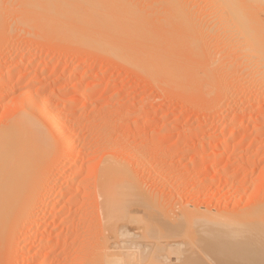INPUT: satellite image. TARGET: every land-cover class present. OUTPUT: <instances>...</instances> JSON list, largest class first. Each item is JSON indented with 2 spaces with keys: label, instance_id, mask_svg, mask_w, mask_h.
I'll return each mask as SVG.
<instances>
[{
  "label": "rangeland",
  "instance_id": "obj_1",
  "mask_svg": "<svg viewBox=\"0 0 264 264\" xmlns=\"http://www.w3.org/2000/svg\"><path fill=\"white\" fill-rule=\"evenodd\" d=\"M1 1L0 3L4 2L3 5L9 2L7 3L9 7L14 3L11 0ZM139 1L136 7L137 5L140 7L141 3L146 4L143 1L141 2V0ZM146 1L150 3L151 0ZM185 1L183 0L182 3H185ZM191 1L187 0V3L183 5L187 9H191L189 12L191 16L195 14L192 18L189 15L187 16L190 17V24L192 19L197 20L196 22L199 23L196 25L193 21L196 26H193L191 31L194 38L198 35L196 39L199 38L198 41H200L199 44L201 45L199 46L190 33L192 39L195 40V42L193 41L195 47L193 48L194 50L190 49L189 46L187 48L186 45H189L187 43L184 45L186 48L183 47L184 51L182 50L181 53L185 52L186 54L184 55L188 58L190 55L192 56L189 58L191 61L189 63L188 58L184 55L177 62L176 65L181 63L184 66L181 69L184 71V73L181 72L183 73L181 76L179 75L180 73L175 72L177 70H173L175 69L174 66H170L173 67L172 69L169 66L168 68L167 64L164 67L163 64L161 65L163 67L159 66L155 71L148 67V69H140L128 62L126 64L124 61L119 60L118 62L115 57L111 59V57H108V51L100 53L101 51L95 52L94 49L91 50L92 48L84 47L86 45L77 43V46L71 40L62 39L60 31L58 28L51 26L52 22L50 20L45 19L40 22L37 21L40 18L36 19V16L32 19L29 14L24 12L20 14L19 12L22 9L17 7L18 4L16 5V2L10 9L5 8V10L2 9L4 6L0 5L1 7L3 6L2 10H0V12L2 11L0 13V96L2 91H7L4 93V98L0 97V123L5 120L6 116H12L13 113L10 112H14L13 115L18 114L16 113L18 110L21 112L20 107L29 110L31 107L29 101L36 97L42 101L41 103H43L44 107H47H45L47 110H51L52 113L54 112L58 115V118L63 119L61 120L63 127H61L64 131V141L67 147L66 149L59 147V149L61 148L59 150L58 146L51 144L54 149L49 146L50 150H53L48 151L50 154L47 152V158L50 160L55 157L52 162L57 159L50 164L51 170L48 169L52 178L56 174L60 176L59 187H56V191L61 189L58 192L67 191L66 193H69L68 195L64 193L67 198L61 196L60 200H56L59 197H50L46 193L48 183L44 185V191L42 190L43 197L38 199L40 200L39 202L38 200L34 201L36 202L33 203L32 209H34H31L33 214L30 211L32 220L30 219L31 221L27 223L28 225L25 224V227L21 226L18 229L20 233L17 231L18 234L16 233L14 237L16 239H14L13 243L10 242V244L5 245L7 248L3 249V252L5 251L4 259L0 260L4 261L0 264H46L45 253L47 250L43 249V241L41 240L42 236L46 234L52 236L51 240L53 241L51 243L57 240L56 237L59 239L58 247H60L56 248L54 254L60 255L56 256L57 260H53L55 263L52 264H88L85 263L88 261L91 264L100 258L102 253L100 250H102L101 247L103 245L102 237L104 239L109 234L108 231H112L104 226L102 206H99L101 202L98 205L101 198L97 194L99 172L103 165L102 160L106 158H113V160L116 158V161H122L120 164L126 165L124 166L125 168H129L126 169L131 172L132 179L135 178L139 186L142 189L144 188L142 190L143 192L145 191L143 195L149 200V205L144 207V210L137 208L138 210L133 209L131 211V214L137 218L139 217L140 220L130 215V213L128 215L129 218H127L128 221L127 219L124 220V223H126L124 226L128 231L126 233L128 236H125L128 238L120 237L119 235L118 240L120 243L118 248L124 249L119 251L127 252L129 249V252H134V255L139 258V264H145L151 256V258L156 257L155 259L160 261L157 264H262V261H259L262 258L252 259L250 255L257 251L256 253H260V256H264V81L261 80V78L264 80V0H261L262 2L260 0H244L246 3H243V0L233 1V5L236 8L234 17H244L245 20L253 21V23L250 22L249 24L251 32L247 36L249 40H246L247 42H243V39L237 35L229 34L230 32L228 33V31L225 32V36L230 35L228 39L227 36H223L224 33H221L225 23H218L217 20L221 17L220 14L224 10L223 3L213 4L214 0H208L212 2L211 4H208V1L205 3L206 0ZM174 3L173 5L171 4L172 7H178V3H175L176 5ZM147 4L143 7H148L149 5ZM186 4L187 6H185ZM138 7L136 11H138ZM153 7L155 6L150 5V8ZM156 7L160 9L161 5L159 7V4H157ZM147 9L150 10L149 7ZM140 10L139 12L146 16L144 13L146 14L147 12ZM154 10L152 9L148 12L152 13L154 11V16L157 13L156 9ZM147 14L148 17L151 15ZM183 14L186 16L188 12H183ZM156 16L160 15L156 14ZM184 16L182 15L184 22H187L189 19H185ZM187 16L186 18H189ZM196 17L197 19H194ZM257 18L262 21H258ZM214 23L217 24L214 25ZM219 24L223 25L222 28ZM198 25H202L201 30L197 28ZM218 25L220 27L219 30ZM223 30L225 31V28ZM216 31L218 32L216 33ZM186 33L189 34V31L187 30ZM209 34H211V37ZM216 34L219 36L215 37ZM203 35H208L204 36L205 38L207 37V40L203 38ZM250 41H252V45L248 46ZM186 49H190L192 53ZM199 52L200 55H198ZM15 56L16 59H14ZM11 57L14 58L12 59ZM192 57H195L194 63H192L194 59ZM40 59L47 60V65L42 63ZM180 60L185 61L187 64L185 62L183 64ZM260 62L262 63L261 65ZM181 64L179 65L182 66ZM54 65L56 67L52 73L50 68ZM259 65L262 66V69ZM191 66H195V71L198 69L196 73L198 76L195 78H192L195 72L191 70ZM75 68L79 72L86 70L85 73L89 72V74L81 77L80 73H78L73 76L72 69ZM165 69L167 71L169 69L173 70L180 78L177 77L176 79L174 76H170V70L166 72ZM190 70L194 73H191ZM40 71L41 73H39ZM23 72L26 75L19 79L18 75H23ZM174 72L171 71V73L175 74ZM203 72H206V76H204ZM91 73L94 74L92 75ZM167 74H169V77ZM191 74L192 76H190ZM258 76H261V78L259 79ZM31 77L40 80L30 83ZM165 77L168 78L165 79ZM52 79L56 80V82L53 83ZM68 79L79 82V87L76 89L78 97L71 103L66 101V97L71 94L72 90L63 89V85L69 81ZM1 84H6L4 86L6 89L2 88ZM20 95H24V99L25 97L27 99H25V102L27 101L28 103H23L24 99ZM11 107L16 109L13 110ZM137 117L139 120L135 122L134 120ZM96 141H99L98 145H96ZM197 142H205L206 144L199 149L197 148ZM84 149L85 151H83ZM59 152L61 155L58 154ZM53 155L56 156L53 157ZM100 159L101 161H99ZM94 175L98 176L95 177ZM136 181L134 182L136 183ZM92 182L97 186L93 187ZM66 186L69 187L66 188ZM77 186L79 187L77 188ZM140 187L137 186L138 190H140ZM91 188L97 189H94V192ZM142 191L140 196L143 197ZM94 193L97 196L96 194L92 196ZM69 197L73 202H70ZM152 198L153 201H151ZM194 202L196 203L194 204ZM68 204L70 205L68 206ZM60 205L66 207L60 208ZM97 207L99 208L96 209ZM196 208L207 213L205 214L206 218L203 216L205 218L203 220L204 224L199 222L203 225H195L198 222H196L197 220L191 221L189 219L191 217L185 218L187 215L193 216V213H196ZM51 211L52 213H49ZM54 211L55 213H53ZM234 212L239 213L236 216L243 215L240 214L243 212H250L255 216L254 222L247 224L245 231L239 235L249 237L246 240L249 248L248 250L243 249V253L247 251L249 255L247 253L243 254L241 252L242 249L240 250L241 257L236 252L234 255L233 253L226 255V245L217 249L218 244L214 243L217 238H210L209 235L211 234L209 233L208 235L207 233V229L212 228L211 230H213V228H216L213 226H217L219 221L222 223L225 217L233 219L235 217ZM45 216H47V219ZM53 217H55V221L52 220ZM98 217L101 218L98 220ZM50 220L51 222H49ZM138 221L142 222L139 224ZM192 223L193 227H191ZM229 223L232 225L231 229L232 227H238V224L232 220ZM207 225L210 227H207ZM211 225L213 226L211 227ZM205 226L207 228H203ZM219 227L221 228L222 226ZM37 228L40 230V232L38 231L39 233L36 232ZM235 228L234 231L237 232V228ZM101 230H103L102 237L100 235ZM211 230L208 231L212 233ZM116 232L118 231L115 230V233L113 231L111 233L116 235ZM132 232L133 234L130 236ZM111 233L105 239L116 240L115 236H113L114 234L111 235ZM121 238H124V240L121 241ZM211 239L215 241L213 240V242ZM112 241L110 242L112 243ZM157 241L161 242H159L161 246L162 241L165 244H163L165 248L163 251L168 248H175L174 250L171 249V255L167 253L169 257L165 254L162 255L165 252L161 253V255H152L153 252L159 251L157 250L158 248L155 249L156 244L159 247V243H156ZM96 244L98 246H95ZM123 244L127 248H124ZM150 244L153 248H151ZM166 244H168L167 247ZM176 244L178 247H175ZM7 245L11 246L8 248ZM118 248L116 249L118 250ZM176 249L180 251H176ZM221 249L223 251H217ZM28 250L31 252L29 253V258L32 253L36 256L34 255L35 257L30 259L28 257V259L24 258V253ZM149 251L151 256H149ZM138 252L142 253L137 254ZM176 253L180 254V256L176 255ZM97 254L99 257H97ZM259 255L256 256L260 257ZM0 256L2 257V254ZM226 256H229L228 259ZM5 258L7 262H5ZM126 259H122L124 261L123 264L126 263ZM96 263L100 264L97 261Z\"/></svg>",
  "mask_w": 264,
  "mask_h": 264
},
{
  "label": "bare ground",
  "instance_id": "obj_2",
  "mask_svg": "<svg viewBox=\"0 0 264 264\" xmlns=\"http://www.w3.org/2000/svg\"><path fill=\"white\" fill-rule=\"evenodd\" d=\"M1 1V0H0ZM9 1V0H7ZM13 1L18 8L21 7L22 11L19 12L20 14L22 12L31 15L32 19L34 18V16H36L37 21H42V20H50L51 26H54L56 28H58V30L60 31V37L63 39H67V40H71L73 41L76 45L77 43L80 45H86L84 47H88L92 48L91 50L94 49V51L96 52H100V53H104V51H108V57H111V59H113L115 57V59H118L120 61H124V63L126 64V62L131 63L132 65L137 66L140 69H152L153 71L157 70L159 68V66L163 65L164 67H166L165 64H167V67L169 66H174L175 69H173L175 72L180 73L179 75H183L184 71H182L181 69H183L182 67H184L181 63L182 66H180L179 64H177V62L179 61V59H181V57H187L185 52L181 53L182 50L186 47H184V45L187 43L189 45H186L187 48L188 46L190 47V49H193L195 47V43H193V41L199 44L200 41L199 38L196 39L192 36V31L193 30V26L195 27L197 24H199L198 22H196L197 20H191V24H190V8H186L184 7L183 4L187 3L185 1V3H182L183 0H177L179 2H175L176 4L178 3V7L180 8V10H178L179 8L173 5V1L176 0H155V2H153L154 0H149V2H147L146 0H141V2L143 1L144 3H148L147 5H149V9L148 7H143L144 5L146 6V4H140V7H138V11H136L137 7L136 4L137 2H140L139 0H11ZM10 1V2H11ZM193 1V0H192ZM191 1V2H192ZM196 1V0H195ZM205 1V0H204ZM208 0L205 1V3ZM212 1V0H211ZM207 2L208 4H211L212 2ZM216 1V2H215ZM233 1L234 0H214V3H223L224 5V10L221 12L222 14H220V18H218L217 22L220 23L222 22L223 24L225 23V26L221 25L220 27L222 28V26L225 28V31L222 29L221 33H224V37L230 36L231 35H237L238 37H241L243 39V42H245L246 40H248V34L249 32H251L250 29V22L253 23V21H248L247 19L245 20L244 17H234V14L236 13V8L233 5ZM261 1V0H260ZM259 1V2H260ZM2 2V1H1ZM6 2V1H5ZM12 2V3H13ZM152 2V3H151ZM202 2V1H201ZM245 1L243 0V3ZM248 2V1H247ZM262 2V1H261ZM4 3V2H3ZM3 3H0V5H3ZM9 3V2H7ZM5 3L2 7L0 6V10H5V8H11V6L14 5V3L9 7L7 4ZM174 3V5H176ZM189 3V2H188ZM246 3V2H245ZM7 4V6H6ZM156 4V5H155ZM157 4H159V7L161 5V10L158 8L157 9ZM172 4V5H171ZM180 4V6H179ZM198 4V3H197ZM252 4V3H251ZM150 5L155 6L153 8H150ZM164 7H163V6ZM190 5V4H188ZM205 5V4H204ZM222 5V4H221ZM187 6V4L185 5ZM15 7V6H14ZM144 9H143V8ZM167 7V8H165ZM176 7V8H175ZM184 7V8H183ZM195 7V6H194ZM2 8V9H1ZM178 8V9H177ZM183 8V9H182ZM186 8V9H185ZM192 8V7H191ZM201 8V7H200ZM139 9H141L140 11H143L145 9V12L151 14L149 17L147 16L148 14L144 13L143 16L140 12ZM143 9V10H142ZM156 9V14L160 15V16H156V14L153 16V12L152 13L148 12L151 10ZM194 9V8H192ZM209 9V8H208ZM160 10V11H159ZM188 12L187 17L184 16L183 12L186 13V11ZM195 10H199V9H195ZM204 10V9H203ZM202 10V12H203ZM20 11V10H19ZM162 11V12H161ZM193 11V10H192ZM191 11V12H192ZM2 12V11H1ZM0 12V13H1ZM198 12V11H197ZM201 14V10L199 11ZM162 15H161V14ZM214 13V12H213ZM203 14V13H202ZM25 15V14H24ZM164 15V16H163ZM182 15L185 17V19H189L184 22V19L182 17ZM21 16V15H19ZM156 16V17H155ZM192 16H195V14H192ZM191 16V18H192ZM148 17V18H147ZM151 17V18H150ZM198 17V15H197ZM194 18V19H197ZM200 17H202L200 15ZM201 20V19H200ZM258 21H260L257 18ZM35 21V20H34ZM33 21V22H34ZM196 25H195V23ZM262 21V20H261ZM46 22V21H45ZM49 22V21H48ZM193 22V23H192ZM200 22V21H199ZM255 22V21H254ZM47 23V22H46ZM186 23V25H185ZM50 25V23H48ZM194 24V25H193ZM217 23H214V25ZM192 25V26H191ZM213 25V24H212ZM218 25V30L220 29ZM261 25V24H260ZM186 26V27H185ZM191 26V27H189ZM200 25H198V29L201 30V26L199 28ZM210 26V25H209ZM217 26V25H216ZM206 27V26H205ZM212 27V26H211ZM227 27V29H226ZM215 28V27H214ZM196 29V28H194ZM210 29V28H209ZM212 29V28H211ZM187 30L189 31V34H187ZM204 30V29H203ZM208 30V29H206ZM191 31V32H190ZM213 31V30H210ZM215 31V30H214ZM223 31V32H222ZM228 31V35L225 36V32ZM206 32V31H205ZM218 31H216L217 33ZM187 35H186V34ZM195 39L193 40L192 37ZM196 34H198L195 31ZM194 33V35H195ZM208 33V32H207ZM213 33V32H212ZM203 34V33H202ZM227 34V33H226ZM211 37V34H209ZM204 36H208V35H203V38H205ZM219 36V35H218ZM217 34L215 37H218ZM222 36V37H223ZM201 38V37H200ZM202 38V39H203ZM207 38V37H206ZM205 38V39H206ZM251 38H253L251 36ZM188 39V40H187ZM224 39V38H223ZM207 40V39H206ZM210 40V39H209ZM214 40V39H213ZM221 41V40H220ZM249 41V40H248ZM202 42V41H201ZM205 42V41H204ZM209 42V41H208ZM247 42V41H246ZM252 41L248 43H246L248 46H251ZM196 43V45H197ZM217 43V42H215ZM72 44V45H73ZM206 44V43H205ZM211 44V43H209ZM89 45V46H88ZM201 44H199L200 46ZM204 45V44H202ZM78 46V45H77ZM184 47V48H183ZM198 47V46H197ZM205 48V46H203ZM79 48V47H76ZM200 48V47H199ZM190 49H186L189 50L191 53L192 51ZM208 49V48H207ZM75 50V49H74ZM194 50V49H193ZM184 51V50H183ZM201 51V48H200ZM30 52V51H29ZM187 52V51H186ZM196 52V51H195ZM188 53V52H187ZM190 53V54H191ZM194 53V52H193ZM197 53V52H196ZM29 54V53H28ZM189 54V53H188ZM35 55V54H34ZM184 55V56H182ZM200 55V52L199 54ZM192 55L189 56V58H191ZM197 56V54H196ZM225 56V55H224ZM41 57V56H40ZM113 57V58H112ZM201 57V56H200ZM227 57V56H226ZM12 59L14 57H11ZM30 58V56H29ZM27 58V59H29ZM188 58V57H187ZM188 58V63L191 62L190 59ZM193 62L195 60V57H192ZM199 58V57H198ZM202 58V57H201ZM16 59V56L15 58ZM31 59V58H30ZM63 59V58H62ZM102 59V58H101ZM197 59V57H196ZM229 59V58H228ZM226 59V60H228ZM41 60V59H40ZM50 60V59H49ZM71 60V59H70ZM183 60V59H182ZM182 60H180V62H183ZM187 60V59H186ZM22 61V59H21ZM34 61V60H33ZM32 61V62H33ZM42 63H48L47 60H41ZM39 61V62H41ZM117 61V60H116ZM197 61V60H196ZM195 61V62H196ZM220 61V60H219ZM1 62V61H0ZM121 62V63H122ZM175 62V63H174ZM185 62V61H184ZM183 62V64H184ZM30 63V62H29ZM172 63V64H171ZM186 63V62H185ZM226 63V62H225ZM228 63V62H227ZM231 63V62H230ZM21 64V63H20ZM41 64V63H40ZM171 64V65H170ZM187 64V63H186ZM185 64V65H186ZM191 64V63H190ZM262 63L260 62V65ZM5 65V64H4ZM47 65V64H46ZM203 65V64H202ZM259 65V66H260ZM264 65V64H263ZM30 66V64H29ZM161 66V67H163ZM190 66V65H189ZM196 66V63H195ZM194 67H192L191 70H193L195 72V76L192 74L190 76H192V78L197 77L198 75H196V73L198 72L197 70H194ZM198 66V64H197ZM201 66V65H200ZM207 66V65H206ZM18 67V66H17ZM20 67V66H19ZM55 65L52 66L50 69L52 70V73L55 71ZM58 67V66H57ZM69 67V66H68ZM148 67V68H147ZM168 67V68H169ZM178 67V68H177ZM204 67V66H203ZM262 69V66H260ZM40 68V67H39ZM77 68V67H76ZM72 69V75H76L78 73H80V76H87L89 74V72L86 74L85 71L84 72H79L78 69ZM79 68V67H78ZM167 68V69H168ZM180 68V69H179ZM62 69V68H61ZM68 69V68H67ZM81 69V68H80ZM190 69V67H189ZM57 70V68H56ZM166 70V69H165ZM170 70V69H169ZM169 70L166 72H169ZM170 70V76H174V78L177 79L180 78V76L173 71ZM190 72L192 73L193 71ZM200 70V69H199ZM17 71V70H16ZM174 72L176 74L171 73ZM205 71V70H204ZM211 71V68H210ZM68 72V71H67ZM183 72V73H181ZM193 72V73H194ZM200 72V71H199ZM1 73V72H0ZM30 73V72H29ZM41 73V71L39 72ZM56 73V72H55ZM204 73V72H203ZM212 73V72H211ZM23 75H18L19 79H21L23 76L26 75V73H22ZM48 74V73H47ZM57 74V73H56ZM70 74V73H69ZM92 74V73H91ZM94 74V73H93ZM92 74V75H93ZM206 76V72L204 73ZM28 75V74H27ZM43 75V74H42ZM55 75V74H54ZM208 75V74H207ZM31 76V75H30ZM33 76V75H32ZM167 76L169 77V74H167ZM54 77V76H53ZM56 77V76H55ZM71 77V76H70ZM168 77H165L168 78ZM263 77V76H262ZM97 78V77H96ZM258 78L260 79L261 76ZM74 79V78H73ZM69 80L68 82H66L63 85V89H70L72 90L71 94L66 97V101L70 102L73 101L76 97H78V94L76 93V89L79 87V82L77 80ZM197 79V78H196ZM39 81L40 79H34L31 77L30 83L32 81ZM55 83L56 80L52 79ZM87 80V79H86ZM95 80V79H94ZM100 80V79H99ZM262 81L263 78H261ZM10 81V80H9ZM167 81V80H166ZM260 81V80H259ZM261 81V82H262ZM8 82V81H7ZM22 82V81H21ZM3 83V82H2ZM24 83V82H23ZM85 84V83H84ZM111 84V83H110ZM2 85V84H1ZM18 85V84H17ZM62 85V84H61ZM4 86H6V84L2 85V88L6 89ZM55 86V85H54ZM96 86V85H95ZM1 87V86H0ZM8 87V86H7ZM86 87V86H84ZM99 87V86H98ZM39 88V87H37ZM94 88V87H92ZM91 88V89H92ZM100 89V88H99ZM109 89V88H108ZM3 90V89H2ZM58 90V89H57ZM32 91V90H31ZM88 91V90H87ZM90 91V90H89ZM5 92H7L5 90ZM4 91H2L1 93V98L5 97V93ZM9 93V92H8ZM31 93V92H28ZM10 94V93H9ZM99 94V92H98ZM7 95V93H6ZM31 95V94H30ZM29 95V96H30ZM33 95V94H32ZM92 95V94H91ZM21 96V95H20ZM19 96V98H20ZM27 96V95H26ZM28 96V97H29ZM35 96V95H34ZM50 96V95H49ZM15 97V96H13ZM24 99V95L21 96ZM27 97V98H28ZM0 98V99H1ZM83 98V97H82ZM13 99V98H11ZM21 99V100H23ZM26 99V97H25ZM24 99L23 103H26ZM18 100V99H17ZM27 100V99H26ZM30 100V99H29ZM3 102V101H2ZM30 105L31 107L29 108V110L23 109V107L21 108V112L16 111V113L18 114H14V112H10L13 113L11 117L6 116L4 119L7 121H2L0 123V255L2 254V257L0 256V260L4 259V254L5 251L3 252L4 248H7L5 245L6 244H10L13 243L14 238L16 236V233L18 234V229L22 227H25L24 225H28L27 223L30 222L32 219L30 218V214L32 213V207H33V203H36L34 201L41 199V197H43L42 195V190L44 188V185L46 183H48V187H46L47 189V194L48 196H56L59 197L56 200H60L61 196H64V193L67 194V191H61L58 192L56 191V187L58 186V183L60 182V176L59 175H55L54 178H52L50 176V167H51V163H54L55 160L54 159L56 155H53L54 158L48 160V153L50 151H52L54 149V147L52 146L53 144L62 148L67 147V145L65 144V139H64V131L62 129V125H61V120L58 118V115L55 114L54 112L52 113V111L47 110L44 106L43 103H41L42 101H40L37 97L36 98H32L30 101ZM28 103V102H27ZM58 103V102H57ZM90 103V102H89ZM17 104V103H16ZM20 104V103H19ZM22 104V103H21ZM54 105V103H52ZM68 104V103H67ZM86 104V103H85ZM11 105V104H10ZM25 105V104H23ZM45 105V103H44ZM65 105V104H64ZM88 105V104H87ZM18 106V105H17ZM16 106V107H17ZM3 108V106H2ZM19 108V109H20ZM25 108V107H24ZM53 108V107H52ZM70 108V107H69ZM72 108V107H71ZM79 108V107H78ZM11 109H13L11 107ZM16 109V108H15ZM13 109V110H15ZM49 109V108H48ZM57 110V109H56ZM8 111V109H7ZM11 111V110H10ZM71 111V110H70ZM74 111V110H72ZM56 112V111H55ZM207 112V111H206ZM250 112V110H249ZM9 118V119H8ZM149 118V117H148ZM139 118L137 117L134 121L138 122ZM142 120V119H141ZM150 120V119H149ZM134 123V122H133ZM137 124V123H136ZM62 126V127H61ZM67 131V130H66ZM65 131V132H66ZM231 134V133H230ZM94 141V139H93ZM97 142V141H96ZM99 142V141H98ZM98 142L96 145H98ZM198 143V142H197ZM52 144V145H51ZM205 142H199L197 144V148H201L203 146H205ZM82 145V144H81ZM217 145V144H216ZM52 146L53 149L50 150V147ZM101 146V145H100ZM219 146V144H218ZM95 147V146H94ZM104 147V146H103ZM56 148V147H55ZM102 148V147H100ZM61 149V148H60ZM59 149V150H60ZM50 150V151H49ZM57 150V149H56ZM68 150V149H67ZM95 150V148H94ZM99 150V149H98ZM107 150V149H106ZM49 151V152H48ZM85 151V149L83 150ZM48 152V153H47ZM58 152V151H57ZM62 152V151H61ZM106 152V151H105ZM53 153V152H52ZM67 153V152H66ZM65 153V154H66ZM83 153V152H82ZM81 153V154H82ZM109 153V152H106ZM112 153V152H111ZM211 153V152H210ZM50 154V153H49ZM59 155L60 152L58 153ZM78 154V153H77ZM98 154V153H97ZM105 154V153H102ZM110 154V153H109ZM112 155V154H111ZM110 155V156H111ZM116 155V154H115ZM200 155V153H199ZM208 155V154H206ZM211 155V154H210ZM209 155V156H210ZM70 156V155H69ZM107 156V155H106ZM213 156V155H212ZM216 156V155H214ZM52 157V156H51ZM59 157V156H57ZM84 157V156H83ZM98 157V156H97ZM101 157V156H100ZM112 157V156H111ZM113 157H115L113 155ZM119 157V156H118ZM201 157V156H200ZM61 159V158H60ZM71 159V158H70ZM80 159V158H79ZM116 159V158H115ZM113 160L110 158H106L104 160H102V167L100 169L99 172V185H98V192L97 194H99L101 200L98 202V205L100 203L99 206H102V214H103V222H104V226L106 227V229L108 230H112L115 233V230H117L118 232H116V235L114 233H111L108 231L109 234H107L105 237H109L110 233L111 235L115 236L114 238H116V240L112 241V239H108L104 237H102V231H100V235L102 237L103 240V245H102V250H100L102 253L100 254V258H96L97 262H100V264H123L124 261H122V259H126V263L125 264H139V258L137 257V255H134V252H129L127 250V252H122L119 250H124L123 248H118V245L120 243V241L118 240V237L120 235V237L124 236V238L126 237L125 235L128 236V231L126 230V227L124 226L126 223H124V220H126L127 218H129V213L130 215H132L131 211L137 208H140L142 210H144L147 205H149V200L146 199V197L143 195L142 189L139 186V183H137L136 179L133 178L132 179V175L131 172L128 171V169H126L123 164H120L121 162H118V160ZM63 160V159H61ZM60 160V161H61ZM73 160V159H72ZM98 160V159H97ZM96 160V161H97ZM64 161V160H63ZM80 161V160H79ZM91 161V160H90ZM101 161V159L99 160ZM120 161V160H119ZM193 161V159H192ZM89 162V161H88ZM98 162V161H97ZM96 162V163H97ZM75 163H77V161H75ZM213 163V162H212ZM95 164V163H92ZM99 164V163H98ZM101 164V163H100ZM214 164V163H213ZM53 165V164H52ZM56 165V164H55ZM72 165V164H71ZM87 165V164H86ZM228 165V164H227ZM84 166V164H83ZM56 167V166H55ZM188 167V165H187ZM210 167V165H209ZM52 168V167H51ZM99 168V167H98ZM194 168V167H193ZM208 168V167H207ZM50 169V170H48ZM80 169V168H79ZM77 170V169H76ZM194 170V169H192ZM98 171V170H97ZM79 172V171H78ZM77 172V173H78ZM76 173V174H77ZM59 174V173H58ZM61 175V174H60ZM95 176V175H94ZM98 176V175H96ZM95 176V177H96ZM52 179V180H51ZM135 179V180H134ZM95 180H97L95 178ZM94 180V181H95ZM136 181V183L134 181ZM50 181V182H49ZM70 181V180H69ZM72 182V181H71ZM80 182V181H79ZM84 182V181H83ZM68 183V182H67ZM73 183V182H72ZM88 183V182H87ZM93 183V182H92ZM97 183V182H96ZM97 183V184H98ZM84 184V183H83ZM90 184V183H89ZM140 187L138 190L137 186ZM74 185V184H73ZM95 185V186H94ZM70 186V185H69ZM68 186V187H69ZM97 185L93 183V187H96ZM66 186V188H68ZM79 186H77L78 188ZM65 188V187H64ZM89 188V187H88ZM70 189V188H69ZM68 189V192H69ZM83 189V188H82ZM92 189V188H91ZM95 189V188H94ZM92 189L94 192L97 189ZM67 190V189H65ZM90 190V189H89ZM44 191V190H43ZM46 191V190H45ZM77 191V190H76ZM142 191V196H140V192ZM80 192V191H79ZM89 192V191H88ZM83 193V192H82ZM69 194V193H68ZM67 194V195H68ZM96 193H94L92 196H94ZM96 194V196H97ZM147 194V193H146ZM145 194V195H146ZM205 194V193H204ZM71 195V194H70ZM74 195V194H73ZM78 195V194H77ZM150 195V192H149ZM148 195V196H149ZM152 195V194H151ZM79 196V195H78ZM155 196V195H153ZM184 196V194H183ZM65 197V196H64ZM87 197V196H86ZM150 197V196H149ZM181 197V196H180ZM179 197V198H180ZM203 197V196H202ZM67 198V197H65ZM92 198V197H91ZM95 199H98L96 197H94ZM50 199V198H49ZM54 199V198H53ZM70 200V197L68 198ZM151 199V197H150ZM181 199V198H180ZM200 199V198H199ZM210 199V198H209ZM88 200V199H87ZM197 200V199H196ZM201 200V199H200ZM40 200H38L39 202ZM47 201V200H46ZM45 201V202H46ZM52 201V200H50ZM153 201V198L152 200ZM44 202V201H43ZM49 202V201H48ZM70 202H73V200H70ZM92 202V201H91ZM155 202V201H154ZM190 202V201H189ZM57 203V202H56ZM69 203V201H68ZM86 203V202H85ZM151 203V202H150ZM196 202H194L195 204ZM204 203V202H203ZM201 203V204H203ZM214 203V201H213ZM212 203V204H213ZM42 204V203H41ZM97 204V203H96ZM208 204V203H207ZM211 204V205H212ZM47 205V204H46ZM52 205H57V204H52ZM51 205V206H52ZM59 205V204H58ZM65 205V204H64ZM70 204H68L69 206ZM88 205V204H86ZM97 205V206H98ZM216 205V204H215ZM50 206V207H51ZM61 206V205H60ZM204 206V205H202ZM214 206V205H213ZM39 207V206H38ZM44 207V206H43ZM47 207V206H45ZM66 206H61L60 208H63ZM92 207V206H91ZM209 207V204H208ZM68 208V207H67ZM79 208V207H77ZM99 207H97L96 209H98ZM213 208V207H211ZM217 208V207H216ZM221 208V207H220ZM32 209V210H31ZM45 209V208H44ZM43 209V210H44ZM51 209V208H50ZM49 209V210H50ZM88 209V208H87ZM93 209V208H91ZM36 210V209H35ZM48 210V211H49ZM53 210V209H52ZM57 210V208H56ZM55 210V211H56ZM62 210V209H61ZM65 210V209H64ZM67 210V209H66ZM83 210V209H81ZM138 210V209H137ZM208 210V209H207ZM217 210V209H216ZM31 211V213H30ZM55 211L53 213H55ZM58 211V210H57ZM94 211V210H93ZM100 211V212H101ZM141 211V210H140ZM220 211V210H219ZM34 212V211H33ZM45 212V211H44ZM62 212V211H61ZM85 212V211H84ZM99 212V215H100ZM209 212V210H208ZM230 213L232 211H229ZM43 213V211H42ZM49 213H52L49 212ZM57 213V212H56ZM60 213V212H59ZM184 213V211H183ZM197 213V215H196ZM196 213H193V216H188L185 218H189L191 221L193 220H197L196 222H198L195 225H203V220L206 218L205 214H207L204 211H200L199 209L196 208ZM226 213V212H225ZM228 213V211H227ZM233 213V212H232ZM235 213V212H234ZM238 213V212H237ZM235 213V217L230 218V217H225V219L223 220V222L221 223L220 221L217 223V226H222L221 228L217 226H213L211 225V227H216L213 228V230H211L210 228L207 229V233L209 235V233L211 235H209L210 238H217V241L214 242L212 239L211 241H213L214 243H217V249H220V246H224L227 247L226 249V255L229 253V255H231L233 253V255L236 254L239 255L241 257V252L243 253L244 250L246 249L248 250V245L246 244V240L249 238L248 236H239L240 233H243L245 231V226L247 224L253 223L255 220V216L252 215L250 212H243L240 214L243 215H237ZM33 214V213H32ZM72 214V213H71ZM135 214V213H134ZM138 214V212H137ZM239 214V213H238ZM47 215V214H46ZM51 215V214H50ZM55 215V214H54ZM66 215V214H65ZM69 215V214H68ZM95 215V214H94ZM225 215V214H224ZM228 215V214H227ZM57 216V215H56ZM55 216V217H56ZM93 216V215H92ZM96 216V215H95ZM133 216V215H132ZM185 216V215H183ZM203 216L205 218H203ZM47 216H45L46 218ZM55 217H53L52 220L55 219ZM67 217V216H66ZM136 217V216H133ZM130 217V218H133ZM238 217V218H236ZM57 218V217H56ZM71 218V217H70ZM101 217H98V220ZM31 219V220H30ZM34 219V218H33ZM47 219V218H46ZM50 219V217H49ZM77 219V218H76ZM80 219V218H79ZM136 219L140 218L136 217ZM236 219V220H235ZM58 220V219H57ZM69 220V219H68ZM189 220V222H190ZM234 221L238 224V227H232L231 229V224L229 223L230 221ZM55 221V220H54ZM59 221V220H58ZM128 221V219H127ZM130 221V220H129ZM47 222V221H46ZM51 222V220L49 221ZM48 222V223H49ZM98 222V221H97ZM126 222V221H125ZM131 222V221H130ZM142 222V221H140ZM140 222L138 221V223L140 224ZM185 222V221H184ZM195 222V223H196ZM199 222H202L203 224H200ZM205 222V221H204ZM47 223V224H48ZM100 223V221H99ZM98 223V225H99ZM102 223V222H101ZM137 223V222H134ZM221 223V224H220ZM224 223V224H223ZM263 223V221H262ZM30 224V223H29ZM68 224V223H67ZM78 224V223H77ZM86 224V223H85ZM129 224V223H127ZM142 224V223H141ZM146 224V223H145ZM187 224V223H186ZM186 227H188V225H186ZM32 225V224H31ZM40 225V224H39ZM210 225V224H209ZM207 225V227L209 226ZM102 226V225H100ZM127 226V225H126ZM140 226V225H138ZM28 227V226H26ZM39 227V226H38ZM45 227V226H44ZM97 227V226H95ZM191 227H193V223L191 224ZM206 226L203 228H207ZM210 227V226H209ZM63 228V227H62ZM99 228V227H98ZM97 228V229H98ZM103 228V226H102ZM101 228V229H102ZM234 228L237 230V232L234 231ZM23 229V228H22ZM36 229V228H35ZM42 229V227H41ZM48 229V228H47ZM55 229V228H54ZM53 229V230H54ZM60 229V228H59ZM100 229V228H99ZM190 229V228H189ZM199 229V228H197ZM196 229V231H197ZM221 229V230H220ZM239 229V230H238ZM45 230V229H43ZM62 230V229H61ZM192 230V229H191ZM195 230V229H194ZM200 230V229H199ZM202 230V228H201ZM208 230H211L212 233ZM215 230V231H214ZM224 230V232H223ZM233 230V231H231ZM18 231V232H17ZM40 232L39 228H37L36 232ZM55 231V230H54ZM107 231V230H106ZM205 231V230H204ZM214 231V232H213ZM218 231H220L219 233H217ZM38 232V233H39ZM56 232V231H55ZM131 232V230H130ZM223 232V233H222ZM20 233V232H19ZM35 233V232H34ZM33 233V234H34ZM206 233V232H204ZM206 233V234H207ZM41 234V233H40ZM63 234V232H62ZM106 234V233H105ZM133 232L130 234V236H132ZM136 234V233H135ZM214 234V235H213ZM216 234V235H215ZM234 236H232V235ZM20 235V234H19ZM36 235V234H35ZM39 236V235H37ZM129 236V237H130ZM219 236V237H218ZM55 237V236H54ZM100 237V236H99ZM100 237V238H101ZM222 237V238H220ZM41 238V237H40ZM111 238H113L111 236ZM124 238H121V241L124 240ZM128 238V237H126ZM52 236L49 234H46L45 236H42L41 240L43 241V249H46V253H45V258L46 259V264H52L55 263L53 260H57L56 256L54 253L56 252V248L59 245V239L58 237H56V241H54V243H51ZM99 239V238H98ZM135 239V238H134ZM237 239V240H236ZM12 240V241H11ZM97 241V240H95ZM112 241V243L110 242ZM118 241V242H117ZM128 241V240H127ZM33 242V241H31ZM155 242V241H154ZM160 241H157L156 243H159ZM41 243V242H40ZM101 243V244H102ZM122 243V242H121ZM129 243V242H127ZM151 243V242H150ZM161 243V242H160ZM158 244L159 247H157L156 244V248L159 251H155L152 253V255H161V253H163L162 255H171L173 247L171 249L168 248L166 249V251H163V249L165 250V248L163 247V241H162V246L161 244ZM16 244V242H15ZM97 244L98 241H97ZM95 246H98V245ZM149 244V243H148ZM153 244V243H152ZM12 245V244H11ZM11 245H7L8 248ZM32 245V244H31ZM151 245V244H150ZM149 245V246H150ZM165 245V244H164ZM168 244H166L167 247ZM63 246V245H62ZM61 246V247H62ZM94 246V245H92ZM123 247L125 246L124 244L122 245ZM140 246V244H139ZM145 246V245H144ZM147 246V245H146ZM152 246V245H151ZM216 246V245H215ZM31 247V246H30ZM60 247V246H59ZM58 247V248H59ZM88 247V246H87ZM91 247V246H90ZM120 247V246H119ZM131 247V246H130ZM163 247V248H162ZM175 247H178V245L176 244ZM224 247V248H225ZM28 248V246H27ZM34 248V247H33ZM96 248V247H95ZM94 248V249H95ZM99 248V247H98ZM97 248V250L99 251V249ZM100 248V249H101ZM118 248V250L116 249ZM127 248V247H124ZM129 248V247H128ZM153 248V246L151 247ZM32 249V248H31ZM42 249V250H43ZM150 249V247H149ZM162 249V250H160ZM242 249V251L240 252V250ZM9 250V249H8ZM11 250V249H10ZM60 250V249H59ZM126 250V249H125ZM131 250V248H130ZM152 251V249H150ZM179 250V249H178ZM176 249V251H178ZM245 250V251H246ZM62 251V249H61ZM67 251V250H66ZM97 251V252H98ZM132 251V250H131ZM142 251V250H141ZM148 251V250H147ZM161 251V252H160ZM180 251V250H179ZM218 252L223 251L221 250H217ZM3 252V253H2ZM16 252V251H15ZM144 252V251H143ZM150 252V251H149ZM158 252V253H157ZM175 252V251H174ZM173 252V254H174ZM238 252V253H237ZM254 254L250 255V258L252 259H256V258H262L259 261H262L261 263L264 264V256H260V253H256L257 251H254ZM31 253L29 250L27 252L24 253V258H27L28 256H30ZM65 253V252H64ZM77 253V252H76ZM142 253V252H138L137 254ZM168 253V254H167ZM171 253V254H170ZM216 254H218L215 251ZM222 253V252H221ZM247 251L243 254H246ZM251 253V252H250ZM8 254V253H7ZM11 254V253H9ZM63 254V253H62ZM61 254V255H62ZM99 254V252H98ZM97 254V255H98ZM32 256L30 258H34L36 255L35 254H31ZM35 255V256H34ZM40 255V254H39ZM81 255V254H79ZM168 255V257H169ZM179 255L180 254H177ZM175 255V256H176ZM222 255V254H221ZM247 255H249V253H247ZM254 255V256H253ZM256 255H259L260 257H257ZM91 256V255H90ZM151 256V252L150 255ZM148 256V257H149ZM253 256V257H251ZM9 257V256H8ZM64 257V256H63ZM76 257V256H75ZM74 257V258H75ZM99 257V255L97 256ZM152 257V256H151ZM149 257L146 261L145 264H157L159 260H156L154 258ZM162 257V256H160ZM171 257V256H170ZM229 257V256H228ZM228 257L226 256V258L228 259ZM237 257V256H236ZM246 258V256H244ZM7 258V257H6ZM5 258V262H7ZM29 258V257H28ZM27 258V259H28ZM29 258V259H30ZM44 258V259H45ZM88 258V257H87ZM95 258V257H94ZM159 258V257H158ZM23 259V258H22ZM59 259V257H58ZM81 259V258H80ZM168 259V258H166ZM164 259V260H166ZM231 259V258H230ZM229 259V260H230ZM67 260V259H65ZM95 260V259H94ZM99 260V261H98ZM101 260V261H100ZM169 260V259H168ZM4 261V260H3ZM3 261H0V263ZM64 261V260H63ZM61 261V262H63ZM76 261V260H75ZM74 261V262H75ZM88 261V260H87ZM96 261H90V262H94L91 264H97ZM226 261V259H225ZM28 262V261H27ZM57 262V261H56ZM30 263V262H29ZM89 264L88 262H85ZM160 263V261H159ZM78 264V263H77ZM232 264V263H230Z\"/></svg>",
  "mask_w": 264,
  "mask_h": 264
}]
</instances>
